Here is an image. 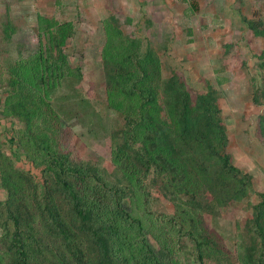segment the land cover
<instances>
[{
    "label": "trees",
    "instance_id": "16d2710c",
    "mask_svg": "<svg viewBox=\"0 0 264 264\" xmlns=\"http://www.w3.org/2000/svg\"><path fill=\"white\" fill-rule=\"evenodd\" d=\"M182 1L192 13L199 10L198 0ZM259 14L243 15L242 21L251 54L264 70V49L254 42L264 39V14ZM36 29L34 54L9 64L8 114L23 125L19 139L9 140L34 174L24 178L0 158V181L8 192L0 201V264H183V250H191L194 264H217L211 256L220 253L219 245L203 227V216H218L246 200L247 216L237 229L241 264H264V190L258 202L250 199L254 178L234 163L219 92L212 87L192 92L180 72L164 81L162 61L148 45L127 41L115 54L106 48L108 106L121 120L112 132L113 166L121 179L111 181L98 166L63 153L48 135L57 137L56 130L39 135L33 129L35 116L58 98L66 82L72 84L70 99L88 116L96 114L75 88L84 75L65 52L75 35L73 23L39 15ZM5 31L15 33L16 26L8 22ZM231 46L225 45V54ZM241 57L238 53L226 64L232 70L246 67ZM253 101L264 107V79ZM258 131L264 145V116ZM152 175L153 189L174 205L173 214H161L164 231L137 211V188L149 192L145 184Z\"/></svg>",
    "mask_w": 264,
    "mask_h": 264
},
{
    "label": "rangeland",
    "instance_id": "374dc122",
    "mask_svg": "<svg viewBox=\"0 0 264 264\" xmlns=\"http://www.w3.org/2000/svg\"><path fill=\"white\" fill-rule=\"evenodd\" d=\"M198 2L199 10L192 13L182 0H0L2 162H11L24 178H33L29 162L20 157L23 151L15 154L16 148L13 149L9 140L19 139L23 125L8 114L7 84L9 64L20 56L29 58L37 50L36 27L38 16L42 15L69 20L75 26V35L68 41L65 52L70 64L82 70L84 82L75 88L91 101L96 114L88 116L76 105V100L70 99L72 84L66 82L57 93L58 98L33 119L36 134H45L51 127L58 132L57 137L48 135L56 138L59 149L72 160L96 165L109 180H120L121 174L113 166L112 132L120 127L121 120L108 106L103 52L110 48L114 54L120 53L121 43L135 41L138 46L151 47L162 61L164 81L174 72H180L192 92H206L210 87L219 92L231 155L239 168L253 176L255 185L250 199L258 202V195L264 190V145L258 135L264 107L257 106L253 96L264 79V70L251 54L250 37L242 16L255 19L260 11L264 14V0ZM113 17L116 26L107 33L108 22ZM8 22L16 26L15 33H6ZM254 42L264 49L263 38ZM227 44H232V48L225 54ZM238 53L247 66L232 70L226 60ZM161 96L164 97L163 93ZM154 179L152 175L145 184L149 201L144 190L137 188L136 206L148 224L164 231L161 214H173L174 205L153 189ZM7 193L0 181V201L7 199ZM248 201L223 208L218 216H203V227L219 245L220 253L211 256L217 264H241L237 229L247 216ZM171 238L178 240L172 234ZM182 244L188 245L185 241ZM180 259L183 264L195 263L191 250L180 251Z\"/></svg>",
    "mask_w": 264,
    "mask_h": 264
}]
</instances>
